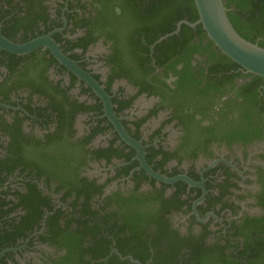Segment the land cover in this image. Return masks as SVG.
Returning a JSON list of instances; mask_svg holds the SVG:
<instances>
[{"label":"flooded vegetation","instance_id":"obj_1","mask_svg":"<svg viewBox=\"0 0 264 264\" xmlns=\"http://www.w3.org/2000/svg\"><path fill=\"white\" fill-rule=\"evenodd\" d=\"M152 1L0 0V264H264V79Z\"/></svg>","mask_w":264,"mask_h":264},{"label":"water","instance_id":"obj_2","mask_svg":"<svg viewBox=\"0 0 264 264\" xmlns=\"http://www.w3.org/2000/svg\"><path fill=\"white\" fill-rule=\"evenodd\" d=\"M193 3L198 20L190 26L200 25L220 54L239 66L246 74L264 79V49L257 43L246 41L234 30L222 0H193ZM43 46L54 52L57 59L67 62L59 54L50 38L35 39L19 45L10 42L0 34V50L12 54L24 55ZM107 105H109L108 102Z\"/></svg>","mask_w":264,"mask_h":264},{"label":"trees","instance_id":"obj_3","mask_svg":"<svg viewBox=\"0 0 264 264\" xmlns=\"http://www.w3.org/2000/svg\"><path fill=\"white\" fill-rule=\"evenodd\" d=\"M132 2L134 3L135 0H129L130 6L133 5ZM222 2L234 30L246 41L257 43L264 49V0H222ZM146 14L151 19L160 21L161 36L175 29L173 25L179 15L187 17L191 22L198 17L193 0H153L152 4L147 6ZM166 41H171V38L164 40L161 45ZM16 230L17 228L14 229Z\"/></svg>","mask_w":264,"mask_h":264}]
</instances>
